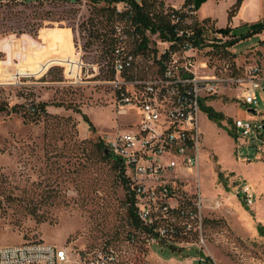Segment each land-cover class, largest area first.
Masks as SVG:
<instances>
[{"label":"rangeland","instance_id":"obj_1","mask_svg":"<svg viewBox=\"0 0 264 264\" xmlns=\"http://www.w3.org/2000/svg\"><path fill=\"white\" fill-rule=\"evenodd\" d=\"M103 5L0 0V247L46 242L67 248L74 259L109 248L122 264H264V151L244 144L234 129L236 118L264 122V96L258 114L249 113L233 87L206 101L233 123L220 125L202 112L201 166L184 183L188 191L200 184L206 197L203 239L151 244L138 232L137 241L130 240L136 230L125 186L113 163L95 151L105 132L121 126L107 84L117 22ZM241 48L232 50L230 63L242 70L259 66ZM207 49L200 58L224 73L229 61ZM41 103L46 113L30 112ZM246 186L252 204L244 199Z\"/></svg>","mask_w":264,"mask_h":264},{"label":"built area","instance_id":"obj_2","mask_svg":"<svg viewBox=\"0 0 264 264\" xmlns=\"http://www.w3.org/2000/svg\"><path fill=\"white\" fill-rule=\"evenodd\" d=\"M133 1L119 0L114 4L119 19L114 26L117 43L110 52L113 76L107 84L113 89L121 126L115 132H105L101 142L122 165L126 192L137 218L152 230L149 234L139 231L148 243L180 237L203 239L206 197L200 184L193 191L184 185L186 178L201 166L203 106L218 94L219 88L233 87L247 111L258 114L264 78L257 65L242 70L228 60L220 74L218 68L210 67L209 60L200 58L208 47L213 50L224 41L216 30L212 39L208 38L212 25L205 27L192 5H165L163 11L175 27L177 38H185L178 49H172L177 42L163 40L159 32L148 28L147 51H135V45L145 38L138 32L142 24L133 22L138 12ZM194 24L203 29L201 36H197ZM156 44L165 47L160 52ZM209 68L213 70L211 75L199 74L200 69ZM234 129L244 144L264 151V122L253 125L250 120L236 118ZM243 190L245 201L252 204L251 188ZM137 239L138 235L132 236V242ZM0 264L122 263L119 254L109 248L82 253L74 259L65 247L26 242L0 247Z\"/></svg>","mask_w":264,"mask_h":264},{"label":"trees","instance_id":"obj_3","mask_svg":"<svg viewBox=\"0 0 264 264\" xmlns=\"http://www.w3.org/2000/svg\"><path fill=\"white\" fill-rule=\"evenodd\" d=\"M73 1H79V0H73ZM93 3L96 5H99L103 3L102 9H107L109 12V19H114V22H117L118 16L115 13L114 9V4L119 1V0H91ZM193 0H185L184 6L187 7L189 5L193 6ZM243 0H238L235 6L231 9L230 11V18L234 16V14L238 11L242 4ZM134 7L138 10V12L135 14V17L133 19L134 24H142L140 28H138V32L145 38V41H143L141 44H136L134 47L135 51H141V52H146L147 51V44L148 40L145 37V30L150 28L153 33H160V36L163 40L166 41H171V42H177L174 46H172V49H178L179 44L182 45L185 38H177L175 27L171 24V21L169 20V17L164 15L163 11L165 9V2L163 0H139L138 1H133ZM195 10H197V6L195 5ZM203 25L205 27L210 26V21L205 20L202 21ZM211 28H214V26H210ZM194 30L197 32V36H201L203 34V29H198L197 24H194L193 27ZM114 32V25L112 28ZM264 30V22L257 24L254 26V32H262ZM230 28L226 29H220L216 30V32L228 36L230 34ZM196 42V41H195ZM238 42L237 39H229L222 44H219L217 46H213V52L214 54L218 55V58L221 60H229L232 57V53L230 52L229 48H231L233 45ZM117 43L116 38L114 35L112 36V43L109 45L110 52ZM178 44V45H177ZM47 104L46 103H41L39 105V108H35V112H38V109H40V112L46 113L47 112ZM32 108V109H33ZM203 110L208 113L209 117L212 118L213 120L217 121L220 125L223 124V122L226 120L229 124L233 123V120L227 119L223 113L215 111L211 106H203ZM31 112V111H30ZM84 119L89 122V124L92 126V123L89 121V118L87 115H84ZM99 155L103 158V160L112 162L115 170L118 172L119 179L122 180L125 190L127 191V186L126 182L124 181V177L122 176V165L118 159H116L113 155H106L105 153V147L102 144V142H99L96 145V150ZM220 181L223 179V174H219ZM127 194V192H126ZM126 202L129 204L128 208V216L131 220V224L133 228L136 230V233H133L130 235V240L132 241V236L133 235H138V232L140 231L141 233L149 234L152 230L148 226L143 225L137 218L136 215V210L135 207L131 204L132 200L129 194H127V200ZM260 232L264 234V228L260 227L259 228ZM211 264V263H210Z\"/></svg>","mask_w":264,"mask_h":264},{"label":"crops","instance_id":"obj_4","mask_svg":"<svg viewBox=\"0 0 264 264\" xmlns=\"http://www.w3.org/2000/svg\"><path fill=\"white\" fill-rule=\"evenodd\" d=\"M193 1V6L198 7L196 13L200 21L209 20L210 24L214 26V30L230 28L231 31L228 36L217 33L218 36L227 37V40H238L235 45L229 48L231 53L239 46L242 47L241 49H248L247 52L253 53L250 57L258 63L261 68V75L264 78V30L258 33L254 32V26L264 22V0H243L240 8L231 18L230 11L238 0ZM184 3L185 0L181 5L173 3L172 5L181 7ZM167 4L169 5V2ZM263 96L264 93H262Z\"/></svg>","mask_w":264,"mask_h":264},{"label":"water","instance_id":"obj_5","mask_svg":"<svg viewBox=\"0 0 264 264\" xmlns=\"http://www.w3.org/2000/svg\"><path fill=\"white\" fill-rule=\"evenodd\" d=\"M250 112H255L254 110H250ZM105 153H106V155H108V156H110V155H112V153L111 152H109L108 150H106L105 149Z\"/></svg>","mask_w":264,"mask_h":264}]
</instances>
